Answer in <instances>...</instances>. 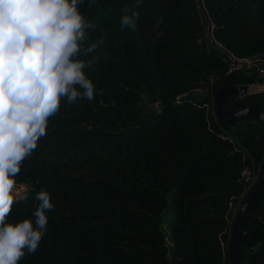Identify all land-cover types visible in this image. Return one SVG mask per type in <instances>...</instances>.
Wrapping results in <instances>:
<instances>
[{"label": "trees", "instance_id": "obj_1", "mask_svg": "<svg viewBox=\"0 0 264 264\" xmlns=\"http://www.w3.org/2000/svg\"><path fill=\"white\" fill-rule=\"evenodd\" d=\"M214 40L237 59L264 54V0H202ZM127 7L137 30L121 29ZM96 24L86 46L104 43L84 69L97 94L68 105L15 177L28 185L6 222L31 219L47 190L55 207L35 253L18 264H227L233 209L264 155V126L228 124L212 113L222 85L256 83V67L234 68L214 47L197 0H84ZM263 80V79H261ZM200 82L211 93L193 96ZM263 82V81H262ZM210 83V84H209ZM146 96L154 109L143 106ZM264 109V91L228 97L224 106ZM243 123V125L241 124ZM241 264H264V193L241 235Z\"/></svg>", "mask_w": 264, "mask_h": 264}, {"label": "clouds", "instance_id": "obj_2", "mask_svg": "<svg viewBox=\"0 0 264 264\" xmlns=\"http://www.w3.org/2000/svg\"><path fill=\"white\" fill-rule=\"evenodd\" d=\"M84 0H0V264H18L35 253L47 232V212L55 205L47 190L31 219L6 222L14 203L28 196L17 191L15 177L23 161L47 135L49 119L61 107L91 102L97 94L84 69L98 62L76 57L94 52L103 39L86 46L96 24L78 10ZM142 0H135L139 7ZM121 29L137 30L139 12L125 7Z\"/></svg>", "mask_w": 264, "mask_h": 264}, {"label": "water", "instance_id": "obj_3", "mask_svg": "<svg viewBox=\"0 0 264 264\" xmlns=\"http://www.w3.org/2000/svg\"><path fill=\"white\" fill-rule=\"evenodd\" d=\"M198 6L202 11L204 21L206 23V33L210 43L224 53L231 61L233 66L239 62L244 63H262L264 62V54H257L247 59H237L230 54L226 49L220 46L212 37L211 19L204 10L202 0H197ZM264 91V88L251 90L249 85L235 84L222 85L212 93V113L213 116L228 126L238 122L246 117L253 118L259 121L264 126V109L256 105H247L236 110H228L224 106V102L228 97H242L247 94ZM264 162V155L260 160V164ZM250 189V190H248ZM240 201L238 202V210L234 217L232 216L230 228L227 237V264H241V235L246 224V221L252 209L258 204L264 193V174L258 175L256 183L251 188H248Z\"/></svg>", "mask_w": 264, "mask_h": 264}, {"label": "rangeland", "instance_id": "obj_4", "mask_svg": "<svg viewBox=\"0 0 264 264\" xmlns=\"http://www.w3.org/2000/svg\"><path fill=\"white\" fill-rule=\"evenodd\" d=\"M238 65L239 66H242V65H244V62L241 61V62H239L237 64V67H238ZM257 78H260V80H257L256 83H252V84L249 85L251 90L264 88V76H258L257 75ZM261 79H263V80H261ZM141 100H142L143 106H146L149 110L155 108L154 105L152 103H150V101H148V99H147L146 96L142 95ZM241 124L243 125V123H241ZM233 127H234V124H232V125L229 126V128H230L231 131L234 130ZM259 174L260 175H263L264 174V162H263V164H260L259 163L256 174L249 181V187L248 188H251L252 186H254V184L256 183L257 176ZM16 186H17V191H19L21 194L28 187V185L25 184V183L17 184ZM248 190H250V189H248ZM237 208H238V206H236L235 209H233V214H232L233 217H234L235 213L238 210Z\"/></svg>", "mask_w": 264, "mask_h": 264}, {"label": "built area", "instance_id": "obj_5", "mask_svg": "<svg viewBox=\"0 0 264 264\" xmlns=\"http://www.w3.org/2000/svg\"><path fill=\"white\" fill-rule=\"evenodd\" d=\"M233 67L236 68L237 65L236 66H233ZM256 74L258 76H264V65H261V66H257L256 67ZM207 92L208 93H211L210 88H209V85H207V83H205V82H200L198 84V86L192 88L189 91V93L192 94L193 96L204 95ZM240 175H241L242 179L243 180H246V181H250V179L253 177L250 169L247 168V167H243L242 168V170L240 171Z\"/></svg>", "mask_w": 264, "mask_h": 264}]
</instances>
